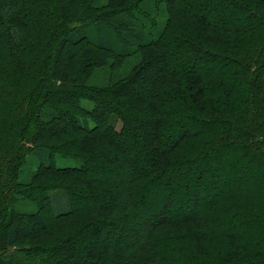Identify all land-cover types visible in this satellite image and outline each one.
Instances as JSON below:
<instances>
[{
    "label": "trees",
    "instance_id": "trees-1",
    "mask_svg": "<svg viewBox=\"0 0 264 264\" xmlns=\"http://www.w3.org/2000/svg\"><path fill=\"white\" fill-rule=\"evenodd\" d=\"M0 264H264V0H0Z\"/></svg>",
    "mask_w": 264,
    "mask_h": 264
},
{
    "label": "rangeland",
    "instance_id": "rangeland-1",
    "mask_svg": "<svg viewBox=\"0 0 264 264\" xmlns=\"http://www.w3.org/2000/svg\"><path fill=\"white\" fill-rule=\"evenodd\" d=\"M212 9L213 8H209V10H212ZM138 60L139 59H138L137 55H131V56H129L126 59L125 63L123 65H121L117 69H113V70L108 69L107 70L104 67L101 72L93 75V77L90 80V82L92 84L97 85V86L105 85L108 82L113 81V80H115V79H117L119 77H122L126 73H128V71L130 70V68L133 67V65L137 64ZM111 124H113V126L115 127V129L117 131H120L121 130L122 124H121L120 121H118L117 119H115V117L112 118ZM128 145H133V142H129ZM29 163H30V159L27 161V164L22 168V172L20 174V180H22V181L25 180L24 174L26 175V168H27V165ZM35 167L36 166L34 165L33 169ZM96 172H97V174H100V175H107V176H111V177L119 176L120 178H123L122 174L118 170H105V169H102V170H99V171H96ZM191 176H192V174H190L186 179H184V183L180 181V185H183V184L185 185V182L186 181H189V179H190ZM227 178H228V176H227ZM227 178H225V179L227 180ZM225 179H224V181H225ZM187 184L189 185V183H187ZM53 207H55V209H57V205L55 203H54ZM20 209L23 212H28V211L31 210V207L28 204L24 203V204H21ZM132 228H134V227L132 226ZM105 230H107V229H105ZM121 244L122 245H126L127 242H125V240H124Z\"/></svg>",
    "mask_w": 264,
    "mask_h": 264
}]
</instances>
